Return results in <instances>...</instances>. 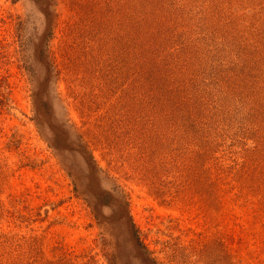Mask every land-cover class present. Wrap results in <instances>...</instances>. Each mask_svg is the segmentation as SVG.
<instances>
[{
    "label": "rangeland",
    "instance_id": "374dc122",
    "mask_svg": "<svg viewBox=\"0 0 264 264\" xmlns=\"http://www.w3.org/2000/svg\"><path fill=\"white\" fill-rule=\"evenodd\" d=\"M56 1L58 91L152 256L221 264L225 250L228 264H264V50L255 44L264 2L171 0L162 34L154 31L164 48L189 47L191 78L177 98L173 83L127 79L139 66L127 21L134 0ZM18 18L27 55L44 26L30 0H0V75L11 74L13 88V107L0 110V264H115L118 255L136 264L125 226L107 232L108 209L106 227L95 221L38 135L28 74L12 59Z\"/></svg>",
    "mask_w": 264,
    "mask_h": 264
},
{
    "label": "trees",
    "instance_id": "16d2710c",
    "mask_svg": "<svg viewBox=\"0 0 264 264\" xmlns=\"http://www.w3.org/2000/svg\"><path fill=\"white\" fill-rule=\"evenodd\" d=\"M12 1L17 2L19 0ZM123 1L125 0H109L111 7L115 6V8L119 2L122 4ZM30 2L36 6L37 11L42 15L44 26L42 30H34L31 33L28 39H31V52L27 55L28 49L26 48L29 46L25 45L27 40H25L23 33L25 23L21 18L17 19L15 49L12 59L15 60L17 67L24 74H28L29 97L32 108L31 118L38 135L66 171L73 184V191L85 202L95 221L106 227L103 220L109 216L104 211L105 209L110 210L111 217H109L106 230L108 232L114 229L117 222L125 226L128 233L127 241L133 245L136 264H160L152 256L151 250L142 239L126 196L122 193H113L103 187L102 179L106 172L94 154L89 133L82 130V127L72 119L66 107V101L58 91L57 83L61 75V67L51 50V41L58 26V3L56 0H30ZM171 5V0H159V3L155 4L150 0H134L131 4H126L130 13L127 21L134 24L137 29L134 48L139 66L136 76L133 72H125L128 76L127 79L137 80V83H173L176 97L181 98L187 85L185 80L187 77L191 78L187 73L193 68V64L190 63L189 59H186L187 55L184 52L189 47L179 54L180 51L172 49L170 43L164 48L157 35V32L160 31L158 27L163 24V21L170 19L172 15ZM125 17L124 14V20ZM156 29L158 31H154ZM160 34H162L161 31ZM255 44L260 47L259 52L262 53L264 50V29L260 27ZM4 47L1 42L0 55H3L1 49ZM10 75H0V110L7 112L13 107V88L9 80ZM110 78L108 79L109 83L116 82L115 75ZM17 201L19 200L16 199L15 203ZM19 217L24 218L22 213H19ZM120 252L121 250L117 249V253L121 254ZM229 257L228 251L224 250L221 264H228ZM121 259L122 255H118L115 264H118Z\"/></svg>",
    "mask_w": 264,
    "mask_h": 264
}]
</instances>
